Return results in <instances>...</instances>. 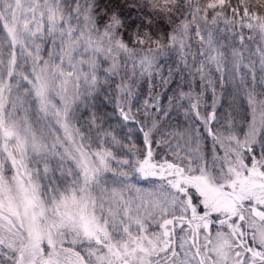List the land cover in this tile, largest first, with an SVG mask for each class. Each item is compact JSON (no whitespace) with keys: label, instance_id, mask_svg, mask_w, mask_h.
<instances>
[{"label":"snow or ice","instance_id":"1","mask_svg":"<svg viewBox=\"0 0 264 264\" xmlns=\"http://www.w3.org/2000/svg\"><path fill=\"white\" fill-rule=\"evenodd\" d=\"M0 264H264V0H0Z\"/></svg>","mask_w":264,"mask_h":264},{"label":"trees","instance_id":"2","mask_svg":"<svg viewBox=\"0 0 264 264\" xmlns=\"http://www.w3.org/2000/svg\"><path fill=\"white\" fill-rule=\"evenodd\" d=\"M109 111L111 110V105H109V109H108Z\"/></svg>","mask_w":264,"mask_h":264}]
</instances>
